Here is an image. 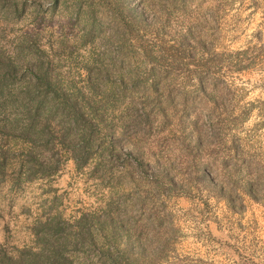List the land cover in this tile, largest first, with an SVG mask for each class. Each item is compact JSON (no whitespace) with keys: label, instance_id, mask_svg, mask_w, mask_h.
Masks as SVG:
<instances>
[{"label":"rangeland","instance_id":"374dc122","mask_svg":"<svg viewBox=\"0 0 264 264\" xmlns=\"http://www.w3.org/2000/svg\"><path fill=\"white\" fill-rule=\"evenodd\" d=\"M24 35L103 121L80 167L42 151L49 175L0 135V254L61 226L74 264H264V0H0L2 55Z\"/></svg>","mask_w":264,"mask_h":264},{"label":"trees","instance_id":"16d2710c","mask_svg":"<svg viewBox=\"0 0 264 264\" xmlns=\"http://www.w3.org/2000/svg\"><path fill=\"white\" fill-rule=\"evenodd\" d=\"M34 46L29 35H24L16 46L14 58L8 59L0 52V135L16 137L30 144L23 156L24 173L28 177L38 172L49 175L57 170V163L45 165L40 158L42 151H50L57 145L71 153L77 167L85 164L91 149L100 147L99 127L103 121L102 116L94 114V102L83 95L81 88L74 86L68 92L71 85L67 89L53 77L49 63ZM24 49L32 54V59L22 58ZM87 88L92 92L90 82ZM109 143L110 148L115 145L112 138ZM235 189L257 199L251 181L237 182ZM221 194L230 205L232 194L224 190ZM104 219H109L107 228L118 242L122 226L114 214L109 218L96 216L97 233L104 229ZM79 222L75 239L71 240L75 244H82L87 231ZM54 230L50 235L45 233L38 237L41 242L37 248H23L17 250L16 255L3 250L0 264H74L73 258L64 253L69 242L66 236L62 240L58 236L56 240L51 237L63 231L61 226H55ZM121 263L120 260L111 261V264Z\"/></svg>","mask_w":264,"mask_h":264}]
</instances>
